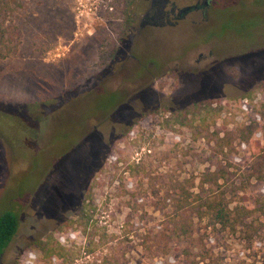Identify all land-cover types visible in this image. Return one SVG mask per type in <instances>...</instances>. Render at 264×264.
<instances>
[{"label": "rangeland", "instance_id": "obj_1", "mask_svg": "<svg viewBox=\"0 0 264 264\" xmlns=\"http://www.w3.org/2000/svg\"><path fill=\"white\" fill-rule=\"evenodd\" d=\"M134 1L31 0L18 53L0 61V108L19 113L0 117V213L19 221L0 264L31 252L42 264L33 243L47 238L71 264H264V188L242 196L263 207L247 237L195 221L186 257L158 235L175 187L197 192L212 154L202 137L264 124V0H211L146 28ZM193 103L194 127L174 123ZM34 104L43 114H28ZM237 142L229 161L246 166L264 130Z\"/></svg>", "mask_w": 264, "mask_h": 264}, {"label": "trees", "instance_id": "obj_2", "mask_svg": "<svg viewBox=\"0 0 264 264\" xmlns=\"http://www.w3.org/2000/svg\"><path fill=\"white\" fill-rule=\"evenodd\" d=\"M43 1L45 0H35V3L41 4ZM30 2L31 0H0V61L18 53ZM134 3V14L139 15L146 2L135 0ZM41 106V104L30 106L27 109L28 114H43ZM199 108L198 103L191 104L178 112L173 122L192 129L196 121L195 116L200 112ZM1 116L14 119L19 117V113L13 115L12 112L8 113L6 109L0 108ZM200 118L204 124L205 117ZM263 130L264 124H259L255 129H251L250 126L236 128L234 131L225 132L221 137L219 133L202 137L212 151L211 156L206 160L208 166L198 178L197 192L191 190L192 186L187 189L175 187L180 190L170 200V207L175 217L169 223L170 226L166 224L164 230H160L158 235L161 241H169L171 246L183 244L184 248L179 251V254L187 257L191 249L188 244L193 242L195 221L205 222L208 228L228 235L239 234L243 237L250 235L253 217L255 213H263V207L246 204L242 201V196L249 192L252 185L259 189L264 188V152L250 156L249 159L252 161L246 166H238L240 160L237 164H231L228 157L236 151L233 145L234 139H237L236 146L240 149L250 148L254 132H263ZM206 131L208 132V128ZM234 135H236L235 138H233ZM121 153L118 155V161L127 164L124 160L126 153L123 151ZM230 167L233 169L230 170ZM83 217L84 230H86L91 214L86 212ZM18 227V217L14 212L7 210L0 213V260L15 237ZM33 247L39 251L42 264H55L60 260L62 264H71L74 261L73 257L65 259L67 253L64 248L51 238L38 240L33 243ZM193 258H197L198 263L204 259L201 252L193 255ZM11 264H22V262L15 259Z\"/></svg>", "mask_w": 264, "mask_h": 264}, {"label": "flooded vegetation", "instance_id": "obj_3", "mask_svg": "<svg viewBox=\"0 0 264 264\" xmlns=\"http://www.w3.org/2000/svg\"><path fill=\"white\" fill-rule=\"evenodd\" d=\"M211 0L178 8L170 0H145V7L140 13L139 28L175 26L192 12H202L209 7ZM190 7L189 10H185ZM185 10V11H184Z\"/></svg>", "mask_w": 264, "mask_h": 264}, {"label": "clouds", "instance_id": "obj_4", "mask_svg": "<svg viewBox=\"0 0 264 264\" xmlns=\"http://www.w3.org/2000/svg\"><path fill=\"white\" fill-rule=\"evenodd\" d=\"M61 243H64V240H61ZM36 260V254L34 252H31L28 254V260L26 261V264H33V261Z\"/></svg>", "mask_w": 264, "mask_h": 264}, {"label": "water", "instance_id": "obj_5", "mask_svg": "<svg viewBox=\"0 0 264 264\" xmlns=\"http://www.w3.org/2000/svg\"><path fill=\"white\" fill-rule=\"evenodd\" d=\"M189 9H190V7L186 8L185 10H189ZM185 10H184V11H185Z\"/></svg>", "mask_w": 264, "mask_h": 264}]
</instances>
